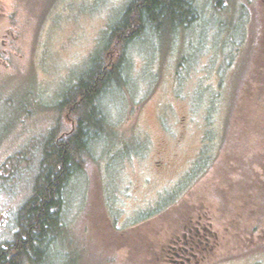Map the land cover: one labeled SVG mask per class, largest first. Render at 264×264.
<instances>
[{
    "label": "rangeland",
    "instance_id": "374dc122",
    "mask_svg": "<svg viewBox=\"0 0 264 264\" xmlns=\"http://www.w3.org/2000/svg\"><path fill=\"white\" fill-rule=\"evenodd\" d=\"M190 1L188 24L159 12L122 52L109 32L131 0H0V245L50 131L76 127L58 104L93 57L120 58L51 264H160L199 216L215 234L203 264H264V18L254 0Z\"/></svg>",
    "mask_w": 264,
    "mask_h": 264
},
{
    "label": "trees",
    "instance_id": "16d2710c",
    "mask_svg": "<svg viewBox=\"0 0 264 264\" xmlns=\"http://www.w3.org/2000/svg\"><path fill=\"white\" fill-rule=\"evenodd\" d=\"M191 5L190 0H131L109 32V42L113 41V49L120 46L123 52L146 27H157L159 12L173 14V25L182 28L189 23L181 14H186L185 8L192 16L197 15ZM122 61L118 58L112 68L93 57L87 73L58 104L60 109H70L76 116V127L62 135L50 131L39 150L30 195L17 212L16 232L11 241L0 245V264H51L52 252L56 245L61 246L66 229L65 192L83 171V161L91 146L104 136L106 119L101 99L125 84ZM110 80L116 81L110 84Z\"/></svg>",
    "mask_w": 264,
    "mask_h": 264
},
{
    "label": "flooded vegetation",
    "instance_id": "af4514ba",
    "mask_svg": "<svg viewBox=\"0 0 264 264\" xmlns=\"http://www.w3.org/2000/svg\"><path fill=\"white\" fill-rule=\"evenodd\" d=\"M254 2L257 5L254 10L258 9L257 12H261L263 20L264 0H254ZM246 4L247 2L242 7L244 6L250 13L253 7L252 0H248V5ZM257 26L254 25V27ZM205 219H207L209 224L208 217ZM203 220L204 218L200 216L195 220H188L182 226L180 234L175 235L173 238L172 233L171 241L165 246L160 245L158 249L161 253L158 259L160 264H203V258L216 249L214 243L215 234H212L209 225L201 223ZM257 264H260V262H257Z\"/></svg>",
    "mask_w": 264,
    "mask_h": 264
}]
</instances>
